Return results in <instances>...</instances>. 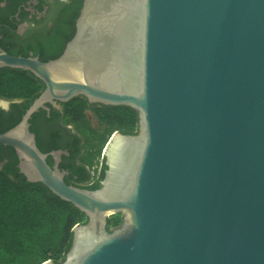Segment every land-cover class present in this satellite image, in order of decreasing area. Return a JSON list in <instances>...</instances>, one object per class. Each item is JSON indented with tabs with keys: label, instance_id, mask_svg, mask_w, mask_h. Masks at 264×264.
Listing matches in <instances>:
<instances>
[{
	"label": "water",
	"instance_id": "water-1",
	"mask_svg": "<svg viewBox=\"0 0 264 264\" xmlns=\"http://www.w3.org/2000/svg\"><path fill=\"white\" fill-rule=\"evenodd\" d=\"M0 64L44 84L0 145L86 216L40 264H264V0H83L58 57ZM77 96L137 115L103 146L96 189L67 184L64 151L49 165L29 129Z\"/></svg>",
	"mask_w": 264,
	"mask_h": 264
},
{
	"label": "trees",
	"instance_id": "trees-1",
	"mask_svg": "<svg viewBox=\"0 0 264 264\" xmlns=\"http://www.w3.org/2000/svg\"><path fill=\"white\" fill-rule=\"evenodd\" d=\"M30 94L26 91L12 93L0 84V96L27 97ZM61 105L62 110L58 114L65 124H71L75 130L74 156L79 162L69 177H64V181L96 189L106 167L102 157L103 146L116 130L122 133L136 131V112L127 106L89 104L82 96L73 97ZM87 109H91L96 117V126H92L87 119ZM100 155L98 177L93 180L89 167L93 159ZM47 163L50 165V161ZM85 220L86 216L80 210L42 183L26 181L17 169L0 170V264H40L47 259L55 262L63 260L71 244V228ZM119 222L116 217L107 218L106 226L112 228Z\"/></svg>",
	"mask_w": 264,
	"mask_h": 264
},
{
	"label": "flooded vegetation",
	"instance_id": "flooded-vegetation-1",
	"mask_svg": "<svg viewBox=\"0 0 264 264\" xmlns=\"http://www.w3.org/2000/svg\"><path fill=\"white\" fill-rule=\"evenodd\" d=\"M83 0H0V52L12 56L49 61L58 57L75 32V21ZM0 84L12 93L0 96V133L15 125L26 108L44 88L43 82L29 70L0 64ZM59 108L46 103L48 110L39 108L29 119V129L36 144L53 165L51 152L61 150L57 166L65 171L63 177L79 165L74 156L75 130L65 124ZM58 147L54 148V145ZM66 152V153H65ZM10 146L0 145V170L19 172L17 156ZM14 174V172H12ZM21 174V173H20ZM22 175V174H21ZM76 176L73 175L74 180ZM69 180V179H68ZM70 181V180H69Z\"/></svg>",
	"mask_w": 264,
	"mask_h": 264
},
{
	"label": "rangeland",
	"instance_id": "rangeland-1",
	"mask_svg": "<svg viewBox=\"0 0 264 264\" xmlns=\"http://www.w3.org/2000/svg\"><path fill=\"white\" fill-rule=\"evenodd\" d=\"M85 114L87 116V119L89 120L90 124L92 126H96V117L94 116L93 112L91 109H87L85 111ZM101 155L97 158H94L93 161H92V165L91 167H89V170H90V175H93V178L95 179L98 172H99V168L101 166ZM118 218V219H121V213H117V214H111L108 216V218Z\"/></svg>",
	"mask_w": 264,
	"mask_h": 264
},
{
	"label": "built area",
	"instance_id": "built-area-1",
	"mask_svg": "<svg viewBox=\"0 0 264 264\" xmlns=\"http://www.w3.org/2000/svg\"><path fill=\"white\" fill-rule=\"evenodd\" d=\"M98 173H99V172H98ZM97 177H98V174H97L96 178H97ZM91 178L94 180L93 175H91ZM96 178H95V179H96Z\"/></svg>",
	"mask_w": 264,
	"mask_h": 264
}]
</instances>
